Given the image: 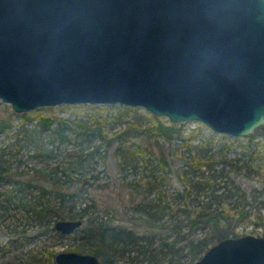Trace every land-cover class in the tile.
<instances>
[{
    "label": "water",
    "instance_id": "obj_1",
    "mask_svg": "<svg viewBox=\"0 0 264 264\" xmlns=\"http://www.w3.org/2000/svg\"><path fill=\"white\" fill-rule=\"evenodd\" d=\"M0 100L18 113L143 106L252 134L264 125V0H0ZM56 262L104 264L74 250ZM191 264H264V235L222 236Z\"/></svg>",
    "mask_w": 264,
    "mask_h": 264
},
{
    "label": "trees",
    "instance_id": "obj_2",
    "mask_svg": "<svg viewBox=\"0 0 264 264\" xmlns=\"http://www.w3.org/2000/svg\"><path fill=\"white\" fill-rule=\"evenodd\" d=\"M81 106L89 111L97 104L85 103ZM110 107L117 111L119 117L124 116L123 120L127 124L125 129H120L114 134L106 130L104 123L98 118L92 119L93 124L88 120L83 123L82 119L64 118L57 121L56 118L42 113L41 108L35 113L21 114L20 125L23 126L37 118L42 126L49 127L58 122L56 131L63 139L67 136L66 130L72 129L71 124L79 123L78 127L88 129L87 133L79 132L83 136L88 134L84 140L91 134L98 136L101 143H97L93 148L87 146L90 149L86 148L87 151L83 148L81 152H77L79 155L76 158L68 160L63 167L58 165L54 170L45 173L51 187H42L39 195L41 199L37 198L33 207L35 215L45 218V222L42 223L45 228L39 230L36 235L28 231L19 232L6 244L0 243V249L6 252L13 247L25 246L42 234H48L50 230L67 236L68 234L55 228L58 219L67 217L88 219V224L83 227L81 233V242L75 250L93 252L104 264H116V255L121 250L126 254L124 264H148V261L162 264L156 261L157 247L154 245L157 241L161 242L162 248L178 253V261L191 264L214 241L225 235L239 234V225L252 216L255 203L250 193L237 182L234 171L250 176L255 173L264 182V125L254 133L245 135L247 142L244 147L239 149L237 155L230 156L229 153L238 150L241 144L240 142L237 144L238 136L215 132L210 128L205 131L204 125H195L185 132L184 122L173 121L154 113L145 118H137L133 115L135 110H138L136 107L120 104L102 105V109L105 110ZM11 126L8 120L0 117V132L6 131L9 134ZM139 133H145L157 140L163 139V143L170 146L171 153L181 159V163L175 169L182 184L174 188L173 199L165 200L163 196L166 193L163 194L162 189L174 175V165L163 147L160 156L154 159V150L134 140ZM13 136L16 137L15 141L4 142L0 146V182L13 174L6 157L9 153L15 154L13 145L19 144V135ZM102 145H105L106 149L115 146L114 152L120 163L125 184L131 191L135 190L142 195V199L135 207L134 214L139 215L137 220L111 222L110 219L88 217L91 204L76 208L72 201L80 192L61 187L63 183L67 184L74 178V173H78L80 176L77 181L79 180L78 183L82 186L80 194L89 193L81 181L83 172L81 170L90 165L92 156L102 154ZM262 190L264 191V185ZM161 228L166 230L162 233ZM173 234L174 236L170 238ZM57 254L58 251L47 249L43 244L37 253L20 260L17 264H58Z\"/></svg>",
    "mask_w": 264,
    "mask_h": 264
},
{
    "label": "rangeland",
    "instance_id": "obj_3",
    "mask_svg": "<svg viewBox=\"0 0 264 264\" xmlns=\"http://www.w3.org/2000/svg\"><path fill=\"white\" fill-rule=\"evenodd\" d=\"M81 105L84 104L74 103L69 105L64 103L63 105L42 106L41 109L42 113L56 118L57 121L59 119L70 118L73 120L82 119L83 123H85V120H88L90 124H93L92 119L98 118L104 123L105 129H108L111 134L118 132L120 129H125L127 126L125 120H123L124 116L119 117L117 111L112 107L106 108L105 110L102 109L101 104H97V106L91 107L87 111L86 107ZM136 108L138 110H135L133 115L137 118H145L153 113L143 106ZM38 109L40 108L32 109L29 112L35 113ZM22 113L15 111L13 104L0 100V117L3 120H8L9 124L12 125L9 134L6 131L0 132V146L4 142L11 143L15 141L16 137L13 135H19V144L13 145L15 154L9 153L6 155L8 163L11 164L13 174L8 179L3 178L0 182L1 244H6L12 236H15L19 232L24 233L28 231L30 234L36 235L40 232L39 230L45 228V225H42L45 222V218L38 217L33 210L36 204L35 202L38 200L37 198L41 199L39 195L42 187H51L45 173L54 170L58 165L63 167L64 164L66 165L68 163V160L76 158L79 155L77 152H81L83 148L86 149L87 146L93 148L97 143H101V139L98 136L96 137L91 134L88 139L84 140L88 134L83 136L79 132L87 133L88 129L78 127L79 123L76 122L71 124L72 129L69 128L66 130L65 133L67 136L64 139L56 131L58 122H54L49 127L42 126L37 118L25 126L20 125ZM163 116L168 117L165 114L161 115V117ZM109 117H115V119ZM179 122L185 123V132L195 127V125H204L205 131H208L210 128L207 123L196 119ZM238 137L239 141H237V144L239 142L241 144L238 150H232L229 153L230 156L237 155L239 149H242L247 142L245 135H239ZM134 140L154 150V159L160 156V151L163 147L174 165V169L181 163V159L176 154L171 153L170 146H167L165 142L163 143V139L157 140L152 136H147L145 133H139L138 136L134 137ZM114 149L115 146L106 149L105 145H102V154L98 153V155L95 154V156H92L89 161L90 165L82 168L81 181L88 188V194H80L82 192V186L78 183L80 181H77V178L80 176L78 173H74V178L67 184L63 183L64 185L62 184L61 187L69 188L77 193L80 192L72 201V203L76 204V208L79 209L91 204V211L88 217H98L100 220L102 218L110 219L111 222H131L138 219L139 215L134 213L136 204L142 199V195L138 194L135 190L131 191L125 184L121 166ZM173 174L170 181L167 182L168 184L166 183L162 189V193H166L163 196L165 200L173 199L174 188L182 184V180L177 174L176 169L173 171ZM59 175L61 176V174ZM234 175L237 182L242 184L244 189L250 193L255 203L252 209V216L239 225V234L250 232L264 235V191L262 190L264 182L255 173H252L250 176L246 173L240 172L238 174L234 171ZM56 199L58 198H54V200ZM87 224L88 219H85L83 225L76 232L69 233L67 236H61L55 233V231L50 230L48 234H42L38 239H34L25 246L13 247L6 252L0 249V264H17L20 260L37 253L38 248L43 244L46 245L47 249H55L58 253L61 250L76 251L75 248L81 242L80 237L83 227ZM161 229L163 233L164 229ZM173 236L174 234L170 238ZM160 243V241H157L154 245L157 247L155 252L157 254L156 261L162 264L169 262L171 264H183L181 260H177L178 253L176 254L173 250L168 251L167 248H162ZM125 258L126 254L124 250H121L116 255V264H124L126 261ZM147 263L153 264L155 262L148 261Z\"/></svg>",
    "mask_w": 264,
    "mask_h": 264
}]
</instances>
